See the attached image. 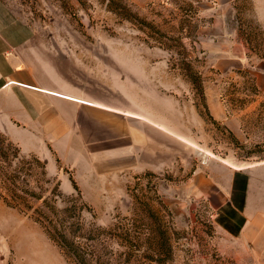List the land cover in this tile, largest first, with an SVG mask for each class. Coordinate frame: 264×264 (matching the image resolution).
Instances as JSON below:
<instances>
[{"label":"rangeland","instance_id":"374dc122","mask_svg":"<svg viewBox=\"0 0 264 264\" xmlns=\"http://www.w3.org/2000/svg\"><path fill=\"white\" fill-rule=\"evenodd\" d=\"M253 8L0 0V63L50 95L0 130V264H257L239 245L264 171Z\"/></svg>","mask_w":264,"mask_h":264},{"label":"crops","instance_id":"0c3cea01","mask_svg":"<svg viewBox=\"0 0 264 264\" xmlns=\"http://www.w3.org/2000/svg\"><path fill=\"white\" fill-rule=\"evenodd\" d=\"M226 1L227 4L233 5L237 0H224V2ZM249 2L250 5L254 7V19L260 24V20L264 17L262 14V3L260 0H257V12L260 11L258 14L261 15V18L259 17L258 19L254 2L251 0H249ZM4 58L5 57H1V60L3 61L0 63V93H2L0 95V112L3 113V117L0 116L3 118V120L0 119V130L5 131L8 125L16 126L12 124L11 117L23 119L24 124L35 127L36 122L34 119H39L40 117L38 114L39 109L37 107L39 98L41 97L40 94L45 96L44 101L45 98H50V95L31 88H37L33 85L12 78L11 71L14 67L17 69V66L12 63L14 58L11 59L9 56L6 61ZM18 93H20L23 98H18ZM51 94L58 96L56 93ZM60 98L63 97L61 96ZM34 110L38 111V113L34 114ZM49 117L50 114L47 118ZM53 126H55V123H47V128ZM254 175V180L251 179L248 184L247 207L245 210L247 222L240 232V254L241 261H253L254 256V261L257 264H264V171ZM251 191H253V194ZM252 200L256 201L254 206ZM253 207H255L254 209H256V212H252L254 211ZM0 212H3L4 214L7 213L3 210V207H0Z\"/></svg>","mask_w":264,"mask_h":264},{"label":"trees","instance_id":"16d2710c","mask_svg":"<svg viewBox=\"0 0 264 264\" xmlns=\"http://www.w3.org/2000/svg\"><path fill=\"white\" fill-rule=\"evenodd\" d=\"M113 2H114V0H113ZM125 8H126V7H125ZM126 10H128V9L126 8ZM128 12H129V11H128ZM129 13H131V12H129ZM129 13H128V14H129ZM143 22H145V21H143ZM199 92H200V93H203L202 88H201V84H199ZM50 236H51V239H52V238H53V239L55 238L54 235H52V234H50ZM54 241L56 242V240H54ZM57 244H58V243H57ZM59 246H60L62 249L65 248V246L62 245V244L60 245V243H59Z\"/></svg>","mask_w":264,"mask_h":264}]
</instances>
